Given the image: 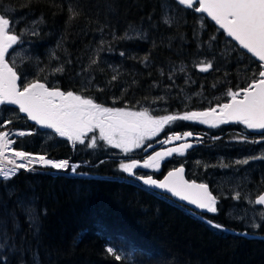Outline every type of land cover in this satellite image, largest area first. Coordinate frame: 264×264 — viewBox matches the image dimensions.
Listing matches in <instances>:
<instances>
[{
  "label": "trees",
  "instance_id": "obj_1",
  "mask_svg": "<svg viewBox=\"0 0 264 264\" xmlns=\"http://www.w3.org/2000/svg\"><path fill=\"white\" fill-rule=\"evenodd\" d=\"M70 7L78 13L73 19ZM4 9L16 34L31 26L38 31L21 36L25 57L14 66L19 84L39 78L106 107L134 109L156 101L172 114L207 110L229 101V89L246 87L259 64L204 14L176 0H0V13ZM200 61L211 62L212 70L199 72ZM61 65L63 73L53 74ZM0 112L11 120L0 132L34 130L15 108ZM241 132L247 134L240 125L212 132L219 140L205 142L198 162L221 163L222 173L223 160H246V146L227 145ZM89 142L73 147L38 130L15 141L17 150L68 160L77 174L88 176H70V167L57 174L46 168L19 172L7 181L0 176V264H264V219L253 229L228 216L245 207V193L251 192V201L264 192V159L242 169L231 197L219 198L212 187L219 198L216 214H196L139 187L110 158L101 163L107 152L101 143L86 147ZM195 172L197 181L210 185L205 172ZM108 247L122 259L109 255Z\"/></svg>",
  "mask_w": 264,
  "mask_h": 264
},
{
  "label": "snow or ice",
  "instance_id": "obj_2",
  "mask_svg": "<svg viewBox=\"0 0 264 264\" xmlns=\"http://www.w3.org/2000/svg\"><path fill=\"white\" fill-rule=\"evenodd\" d=\"M176 3L185 9H191L211 18L227 37L236 42L240 49L246 50L260 62L256 71L253 72L254 78L246 87L238 88L236 91L231 89L227 91L226 95L230 98L228 102L205 111L153 116L146 108L137 111L128 108L106 107L97 103L93 98L76 94L73 91L65 92L59 87H49L39 78H34L21 85L18 83L21 76L16 71L14 63L8 62L7 57L9 49L23 43L21 36L24 33L18 35L13 31L15 21L4 14L7 12V9H4L3 13H0V106H16L28 120L34 121L41 128L51 129L56 135L69 141L73 147L77 144L85 145V141L90 140L86 147L96 148L98 146L97 138L95 136L90 138L89 133L98 131L100 141L111 148L120 149L125 155L134 149L143 147L146 140L159 135L166 125H171L176 121H193L207 124L210 127L237 123L244 125L247 129L264 132V0H176ZM69 13V19L78 15L71 7ZM42 22L43 17L38 21H33V25ZM165 23H169V21L165 20ZM31 34L38 35V31L33 30ZM125 37L131 38L127 33ZM125 37H120V39ZM104 43V40L101 39V51L104 50ZM120 55L123 56L124 53L121 52ZM53 58H55L54 55ZM144 61L146 63L147 57L144 58ZM98 62V58L90 60L92 65L98 64ZM195 66L201 73H207L213 68L211 62L204 61H200ZM63 71L64 68L61 65L53 69V74L63 73ZM113 71L118 73V69L114 68ZM179 71L183 72L184 69L181 68ZM161 74H163L162 71ZM174 74L175 70L169 75V79H172ZM117 78V75H113L111 79L115 81ZM98 90L103 91V89ZM158 99L163 100L164 97ZM3 123L4 125L10 124L11 120H6ZM32 134L23 131L16 133L21 137ZM191 136V132L174 133L160 143L186 141ZM13 143L15 141L9 138L8 132H0V162L6 161L7 164L13 166L7 170L0 166V176L4 181L10 180L20 169L33 171L34 167L32 166L34 165L50 167L58 171H67L70 167L68 160L55 161L43 154L12 150ZM191 147L190 143H181L178 147L155 152L143 163L135 160L131 163H120L119 169L129 176L135 175L136 179L142 181L144 185L163 189L181 201L194 205L197 209L216 214L218 212V197L213 195L207 184L186 180L183 166L169 171L163 180L154 179L151 175L141 176L134 172L137 168L158 171L161 161L166 157H170L174 153L183 156L186 150ZM9 151L15 159L6 156ZM252 159H264V157H252ZM17 161H22V163H17ZM236 163L247 164L248 160L236 161ZM77 167L71 166V171L75 173ZM233 199H240V194L236 193ZM252 203L264 206V194H260ZM260 215L264 219V211H261ZM207 223L217 230H223L222 225L216 224L212 220H208ZM253 226L259 227L256 224ZM105 250L115 260L122 259L121 255L112 247Z\"/></svg>",
  "mask_w": 264,
  "mask_h": 264
},
{
  "label": "rangeland",
  "instance_id": "obj_3",
  "mask_svg": "<svg viewBox=\"0 0 264 264\" xmlns=\"http://www.w3.org/2000/svg\"><path fill=\"white\" fill-rule=\"evenodd\" d=\"M33 27L31 26L29 29L23 31L22 33H24L25 35H29L30 31H32ZM23 34V35H24ZM19 46V47H17ZM25 57V50L22 47V44H18V45H14L12 49H9V56L7 57L8 62L10 64L14 63V66L19 62L22 61ZM19 82V81H18ZM51 87H54V85H51ZM159 102H151L142 106H139L137 108H134L132 110H143V109H148V111L150 112V114H152L153 116H163V115H173L172 113H166L167 111L162 110L160 107V105H158ZM7 107H12L15 108L17 110L18 116H20L22 119V121L27 122L29 124H32L35 128L38 129L39 132L42 133L43 136L45 137H49V138H58V139H62L64 141H66L70 146H72V144L67 141L65 138L59 137L58 135H56L51 129H46V128H41L39 125H36L34 121L28 120L26 115L24 113H20L18 108H16V106H12V105H8V106H0L1 109L3 108H7ZM189 111H205V110H198V109H190ZM184 112H187V110H184L182 112H180L179 114H183ZM8 118V116L5 117V112H0V127H4L7 126L9 124L4 125V121H6ZM180 121L174 122L171 125H166L165 127H172L174 126L176 123H178ZM181 122H187V123H191V124H195L198 126H201V131H206L208 136L207 138L204 137V139L209 140V141H213L214 137L211 135L212 132L220 129V127H222L223 124L217 126V127H210L207 124H201L198 122H193V121H181ZM234 125H240L241 128H243L245 130V132L247 133L245 135V133L241 132L239 133L240 136L239 137V141L236 138L230 137L229 142L231 145L229 146H233L235 144V142H238L239 145H241L242 147H245V150L247 151L248 154L247 155V160L248 163L247 164H237L234 160H228V161H224L223 160V165L226 164V166H223V172L219 173L220 170V165L221 163H217V165L215 164H206V165H202L201 162L196 164H193L195 171L196 170H200L202 172H205L207 175V179L211 180L212 182V187L213 190L218 194L219 198H228L231 197L233 195V192L236 188L237 185H234V183H237L238 181L236 179H238L240 177V173L242 171V169L244 168L245 170H248L250 167L249 165L253 162V161H258L261 159H252V157H264V136H260L261 131L259 130H252V129H247L244 127V125L241 124H237V123H233ZM164 127V129H165ZM5 130H9V129H5ZM162 132V131H161ZM160 132V133H161ZM250 133H253L254 137H250ZM245 135V137H244ZM95 136L97 138V143H101L103 145V149H105V151L107 152L106 155H108L110 159H115L119 161L117 162V170L120 171L119 169V164L120 163H131L133 160H135L136 155H140V151L141 148L138 149H134L131 153L125 155L124 153L121 152L120 149H116V148H111L109 146H107L103 141H100L98 139L99 133L98 131L96 133H89V137H93ZM200 136V135H199ZM90 141V140H89ZM86 142V141H85ZM87 144V143H86ZM80 145V144H77ZM252 146V150L250 149V147ZM112 157V158H111ZM240 161V160H239ZM84 166H87V163L83 164ZM71 166H77V165H71ZM71 166L69 171L67 172L68 175L70 176H79V177H87L88 175H84V174H77L76 172L73 173L71 171ZM161 169V167H160ZM160 169L157 170H153V169H148L149 172H159ZM58 171V170H56ZM250 171V170H249ZM122 174H124L125 176H128L127 173H124L122 171H120ZM57 173V172H56ZM58 173H61V170L58 171ZM249 180L245 183L248 184ZM241 194L243 196V193L241 191ZM251 196V192H247L245 193V197H244V201H245V207L242 208V210H239L237 208H234V211H231L230 215H228L231 219H234L238 222H240L241 224H243V226H247V227H251L253 229L257 228L254 227L253 224L259 225V220L261 218L260 212L262 211L260 208H257L253 205L252 203V199L251 201L249 200ZM218 198V199H219Z\"/></svg>",
  "mask_w": 264,
  "mask_h": 264
},
{
  "label": "flooded vegetation",
  "instance_id": "obj_4",
  "mask_svg": "<svg viewBox=\"0 0 264 264\" xmlns=\"http://www.w3.org/2000/svg\"><path fill=\"white\" fill-rule=\"evenodd\" d=\"M228 102V101H227ZM166 113H169L168 111ZM179 114V113H178ZM177 122V121H176ZM234 126L233 123H228V124H223L222 127H220V129H229L232 128ZM201 126L195 125V124H191V123H187V122H178L176 123L174 126L172 127H165V129H163V131L161 133H159V135L153 137L150 140H146L144 142V146L141 147V151H140V155H136L135 157V161H139L140 163H143V161L145 159H147L150 155H152L154 152L159 151V150H167L168 148H172V147H178L181 143H190L192 145L191 148L187 149L185 152V155L180 156L177 154H173L170 157H167L166 159H164L163 161H161V169L159 172H156L157 174H162V177L168 173L169 171L179 167V166H183L185 168V177L186 180L188 181H196L199 183H205L209 186L210 191H212V182L210 183V185L206 182L203 181H197L196 179V172H195V168L193 166V164H196V162L199 160V154L201 152V150L203 148H205V142H207L208 140L204 139V137H208L210 135L206 134V131H201ZM185 132H191L192 136H199L201 137V139H196V140H188V141H181V142H177V141H173L172 143L169 144H162L160 143V141H163L165 139L168 138V136L172 135V134H183ZM230 133H232V131H230ZM252 135H254L253 133H250ZM250 136V137H254V136ZM260 136H264V132L261 133ZM264 138V137H263ZM213 142H216L217 137L213 138ZM230 144V142H227V145ZM148 145H151V147H148ZM102 159L101 161H106L107 159H104L105 157H109L106 154H102L101 155ZM112 158V157H111ZM114 162H118V160L115 159H111ZM136 174L141 175V176H147V175H151L154 178V172H149L148 169H144V168H138L134 171ZM128 177L131 181H134L135 175L133 176H126ZM161 177V178H162ZM207 177V175H206ZM211 181V180H210ZM213 195L214 192L212 191ZM169 199V198H167Z\"/></svg>",
  "mask_w": 264,
  "mask_h": 264
},
{
  "label": "water",
  "instance_id": "obj_5",
  "mask_svg": "<svg viewBox=\"0 0 264 264\" xmlns=\"http://www.w3.org/2000/svg\"><path fill=\"white\" fill-rule=\"evenodd\" d=\"M204 15H205V14H204ZM205 17H206L208 20L212 21L211 18L207 17L206 15H205ZM212 22L215 23L214 21H212ZM216 26H217V28H218L221 32H223V30L220 29L218 25H216ZM225 35H226V34H225ZM226 37H227V35H226ZM228 38H229V37H228ZM229 39L231 40V38H229ZM231 41H232V40H231ZM232 42L236 44L235 41H232ZM236 45H237V44H236ZM237 46H238V45H237ZM238 47H239V46H238ZM241 50H243V49H241ZM243 51H244L245 53H247L246 50H243ZM247 54L251 55L250 53H247ZM253 58H254V57H253ZM254 59L256 60V58H254ZM256 61L259 62L258 60H256ZM259 63H260V62H259ZM196 139H201V137H200V136H191V137H188L186 141H188V140H196ZM181 141H184V140H181ZM181 141H177V142H181ZM159 151H165V150H159ZM156 152H157V151H156ZM154 154H155V152H154L152 155H154ZM174 154H175V153H174ZM166 158H167V157H166ZM166 158H165V159H166ZM179 167H181V166H179ZM179 167H177V168H179ZM137 169H138V168H137ZM184 169H185V168H184ZM135 170H136V169H135ZM135 170H134V171H135ZM166 175H167V173H166L162 178L157 179V180H163L164 177H165ZM184 178L186 179V177H185V172H184ZM154 179H156V178H154ZM134 182H135L139 187H141V188H143V189H145V190H147V191H149V192H151V193H153V194H155V195L169 198V200H171L173 203L178 204V205H180V206H183V207H185V208L191 210L192 212H194V213H196V214H199V213H206L205 211H202V210H200V209H197L194 205H189L186 201H181L178 197L172 196L171 193H169V192H167V191H165V190H163V189H157V188H154V187H150V186L144 185V184L142 183V181L137 180L136 177L134 178ZM189 182H193V181H189ZM195 182H196V181H195ZM196 183H199V182H196ZM260 194H264V192H262V193H260ZM260 194H258V195L253 199V201H254V200H255ZM253 205H254L255 207H257V208H260L262 211H264V206L255 205L254 203H253Z\"/></svg>",
  "mask_w": 264,
  "mask_h": 264
},
{
  "label": "built area",
  "instance_id": "obj_6",
  "mask_svg": "<svg viewBox=\"0 0 264 264\" xmlns=\"http://www.w3.org/2000/svg\"><path fill=\"white\" fill-rule=\"evenodd\" d=\"M21 131L26 132V133H27V132H31V133H33L32 130H29V129H14V130L8 132V133H9V138H10L11 140H15V139H24V138L30 136V135H25V136H22V137H21V136H17L16 133L21 132ZM13 144H14V143H13ZM13 144L11 145V149H12V150H15ZM28 153H30V152H28ZM32 154H33V153H32ZM6 156H7L8 158L15 159V157H13V156L11 155V151L7 152V153H6ZM55 161H60V160H55ZM17 163H22V161H17ZM0 166L4 167L5 170H7V169L13 167L12 165L7 164L6 161L0 162ZM32 167H34V168H40V167H42V166L34 165V166H32ZM18 172H28V171H25V170H23V169H20Z\"/></svg>",
  "mask_w": 264,
  "mask_h": 264
}]
</instances>
